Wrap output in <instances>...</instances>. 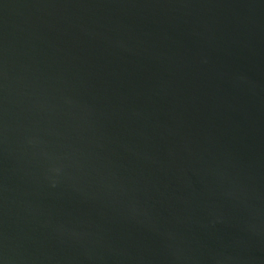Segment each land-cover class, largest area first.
I'll use <instances>...</instances> for the list:
<instances>
[{"label":"water","instance_id":"water-1","mask_svg":"<svg viewBox=\"0 0 264 264\" xmlns=\"http://www.w3.org/2000/svg\"><path fill=\"white\" fill-rule=\"evenodd\" d=\"M0 264H264V0H0Z\"/></svg>","mask_w":264,"mask_h":264}]
</instances>
